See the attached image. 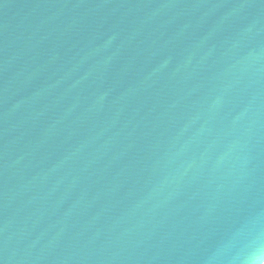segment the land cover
I'll use <instances>...</instances> for the list:
<instances>
[{"label":"water","instance_id":"water-1","mask_svg":"<svg viewBox=\"0 0 264 264\" xmlns=\"http://www.w3.org/2000/svg\"><path fill=\"white\" fill-rule=\"evenodd\" d=\"M0 264H264V0H0Z\"/></svg>","mask_w":264,"mask_h":264}]
</instances>
